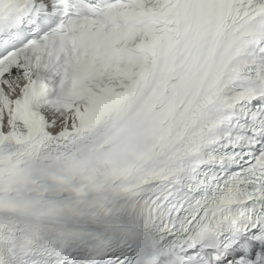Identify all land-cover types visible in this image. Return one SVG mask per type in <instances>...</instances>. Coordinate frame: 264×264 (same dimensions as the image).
I'll return each mask as SVG.
<instances>
[{"label": "snow or ice", "instance_id": "6c2138e0", "mask_svg": "<svg viewBox=\"0 0 264 264\" xmlns=\"http://www.w3.org/2000/svg\"><path fill=\"white\" fill-rule=\"evenodd\" d=\"M0 264H264V0H0Z\"/></svg>", "mask_w": 264, "mask_h": 264}]
</instances>
